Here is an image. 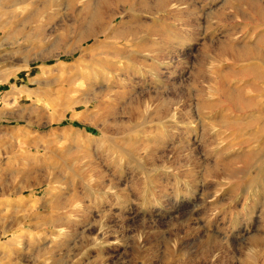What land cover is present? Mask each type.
I'll use <instances>...</instances> for the list:
<instances>
[{"label": "rangeland", "instance_id": "1", "mask_svg": "<svg viewBox=\"0 0 264 264\" xmlns=\"http://www.w3.org/2000/svg\"><path fill=\"white\" fill-rule=\"evenodd\" d=\"M0 264H264V0H0Z\"/></svg>", "mask_w": 264, "mask_h": 264}, {"label": "bare ground", "instance_id": "2", "mask_svg": "<svg viewBox=\"0 0 264 264\" xmlns=\"http://www.w3.org/2000/svg\"><path fill=\"white\" fill-rule=\"evenodd\" d=\"M23 185H24V187H27L29 185V181L27 178L24 179Z\"/></svg>", "mask_w": 264, "mask_h": 264}]
</instances>
